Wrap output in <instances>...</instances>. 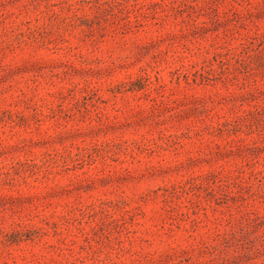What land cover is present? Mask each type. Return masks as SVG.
<instances>
[{"label": "rangeland", "instance_id": "obj_1", "mask_svg": "<svg viewBox=\"0 0 264 264\" xmlns=\"http://www.w3.org/2000/svg\"><path fill=\"white\" fill-rule=\"evenodd\" d=\"M0 264H264V0H0Z\"/></svg>", "mask_w": 264, "mask_h": 264}]
</instances>
